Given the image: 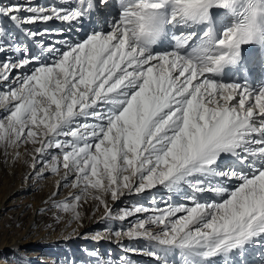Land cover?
<instances>
[{
    "label": "snow or ice",
    "instance_id": "6c2138e0",
    "mask_svg": "<svg viewBox=\"0 0 264 264\" xmlns=\"http://www.w3.org/2000/svg\"><path fill=\"white\" fill-rule=\"evenodd\" d=\"M116 3L121 11L108 31L75 43L35 41L40 52L32 56L0 29V53L7 56L0 63V82H7L0 89V145L6 155L21 144L39 145L41 159L59 149L45 168L57 174L62 164L65 180L76 174L77 203L90 189L105 204L109 193L117 200L162 186L170 194L165 207L155 200L151 208L136 206V213L151 214L113 233L142 239L140 251L158 264H247L249 250H264V89L219 82L214 74L235 62L248 34L229 28L217 37L209 29L192 49L197 34L187 29L209 18L213 0ZM95 6L94 0L10 4L0 6V15L17 27L55 19L73 31ZM21 12L30 15L22 19ZM168 26L185 29L176 47L153 48ZM54 32L25 30L33 40ZM13 69L24 71L9 80ZM38 162L34 155V170ZM171 195L189 203H170ZM55 207L80 219L77 204ZM132 214L123 211L119 219ZM255 255V264H264V251Z\"/></svg>",
    "mask_w": 264,
    "mask_h": 264
},
{
    "label": "rangeland",
    "instance_id": "374dc122",
    "mask_svg": "<svg viewBox=\"0 0 264 264\" xmlns=\"http://www.w3.org/2000/svg\"><path fill=\"white\" fill-rule=\"evenodd\" d=\"M28 3L32 6L50 7L57 4V0H0V6ZM18 15L23 19L30 14L21 12ZM87 16L82 19L77 30L68 31L67 22L55 19L46 23H21L17 27L8 17L0 15V29L12 34L16 43L26 45L29 56H32L40 52L35 41H43L46 46L63 39L81 42L89 35L90 19ZM44 29L55 32L51 36H37L34 40L25 34V30ZM61 32L62 34H58ZM23 55V52L19 53V56ZM6 61V54L0 53V63ZM23 71L24 69H13L9 80ZM6 83L0 82V89ZM38 146L21 144L18 148H9L6 155L4 146L0 145V264H158L140 251L144 247L142 239L127 236L117 239L113 233L128 229L137 220L151 214L136 213V206L151 208L152 201L155 200L156 207H165L162 201L169 200L170 194L162 186L138 194L126 193L117 200H113L110 193L106 194L103 200L107 208L99 200L93 199L99 193L90 189L91 195L83 197L77 203L74 198L82 195V187L73 186L76 174L71 173L65 180L67 170L62 164L57 174H52L45 168V161H50L52 155H60V150L50 149L41 159L34 151ZM16 152H19V157L14 160ZM34 155L39 161L35 170L31 167ZM37 172L41 175L36 176ZM19 186L23 190H30L18 195ZM65 202L77 204L79 220L74 219L75 213L71 209L65 211L62 207H55L56 204L62 205ZM169 202L189 203L178 195H171ZM108 210H111V216ZM123 211H132L133 214L121 220L119 217ZM149 227L153 232L158 230L154 226ZM17 242L22 244L15 247ZM261 251L264 250H249L245 257L247 264H255V254ZM236 264H240L239 259Z\"/></svg>",
    "mask_w": 264,
    "mask_h": 264
},
{
    "label": "clouds",
    "instance_id": "9594fccd",
    "mask_svg": "<svg viewBox=\"0 0 264 264\" xmlns=\"http://www.w3.org/2000/svg\"><path fill=\"white\" fill-rule=\"evenodd\" d=\"M213 7H223L233 12L235 21L231 28L235 31L239 29L242 33H247L245 37L249 43H256L264 46V0H228V6L215 2L209 10ZM243 13V15H239ZM238 55L240 49L237 50Z\"/></svg>",
    "mask_w": 264,
    "mask_h": 264
},
{
    "label": "bare ground",
    "instance_id": "6f19581e",
    "mask_svg": "<svg viewBox=\"0 0 264 264\" xmlns=\"http://www.w3.org/2000/svg\"><path fill=\"white\" fill-rule=\"evenodd\" d=\"M86 2H87V0H86ZM90 2H91V1H90ZM94 2H95V4L98 3L97 0L94 1ZM92 14H94V15H92ZM91 15H92V17H95V18H96V17H98V18L101 17V16H100V15H101L100 13L95 14L94 11H91V12L88 14L87 17L89 18ZM85 17H86V16H85ZM88 18H87V19H88ZM93 27H94V30H93V31L98 32V30L96 29L97 26H96L95 24L93 25ZM90 28H91V27H89L88 30H90ZM108 30H109V28H108ZM108 30H107V31H108ZM104 31H105V29H104ZM105 32H106V31H105ZM237 99H239V96H237V97H236L231 103H232V104H236ZM29 188H30V187H29ZM17 190H18V193H17V194H18V195H22V194L28 192L30 189H25V188H24V190H23V189H21V187L19 186V187H17ZM20 244H22V243L17 242L14 246H15V247H18Z\"/></svg>",
    "mask_w": 264,
    "mask_h": 264
}]
</instances>
